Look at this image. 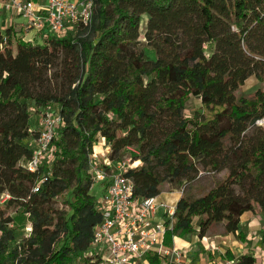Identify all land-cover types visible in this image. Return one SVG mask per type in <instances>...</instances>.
Wrapping results in <instances>:
<instances>
[{
    "label": "trees",
    "instance_id": "trees-1",
    "mask_svg": "<svg viewBox=\"0 0 264 264\" xmlns=\"http://www.w3.org/2000/svg\"><path fill=\"white\" fill-rule=\"evenodd\" d=\"M91 1L89 26L40 44L24 40L19 25L0 29V264L100 262L90 254L102 215L88 164L101 141L112 162L138 151L140 164L126 173L136 199L226 171L206 193L178 199L165 247L217 226L245 243L241 219L256 213L264 249V0ZM250 77L258 88L238 94ZM190 101L200 106L188 115ZM51 106L62 120L53 161L31 172L39 130L30 121ZM65 194L68 209L57 202ZM221 257L257 264L252 253ZM145 261L165 264L152 253Z\"/></svg>",
    "mask_w": 264,
    "mask_h": 264
},
{
    "label": "built area",
    "instance_id": "built-area-1",
    "mask_svg": "<svg viewBox=\"0 0 264 264\" xmlns=\"http://www.w3.org/2000/svg\"><path fill=\"white\" fill-rule=\"evenodd\" d=\"M0 7L6 14L7 27L19 25L24 40L35 42L48 35L66 34L80 25L89 26L94 5L91 0H0ZM14 17L23 23H14ZM31 33L33 36L29 37ZM61 122L59 112L52 106L42 113L35 153L25 164L29 171H35L44 161ZM137 162L140 164L119 162L117 169L111 171L107 159V170L97 173L96 180L102 188L97 199L102 219L93 230L90 254L100 257L98 264H147L148 253L157 254L165 264H183L185 251L175 244L171 248L163 244L165 224L171 221L172 227L175 205L160 201V195L146 199L133 196V182L126 173L137 167ZM8 198L4 195L1 202Z\"/></svg>",
    "mask_w": 264,
    "mask_h": 264
},
{
    "label": "rangeland",
    "instance_id": "rangeland-1",
    "mask_svg": "<svg viewBox=\"0 0 264 264\" xmlns=\"http://www.w3.org/2000/svg\"><path fill=\"white\" fill-rule=\"evenodd\" d=\"M46 0H38L39 3H44ZM2 10V9H1ZM3 12V11H2ZM0 22V29L3 31L6 28V21ZM13 21L17 24L23 23V20L19 17H14ZM146 30V19L143 18L141 22V32L144 33ZM36 35V34H35ZM33 34H29V37H32ZM141 41H145L144 35L140 36ZM39 44L42 43V39L38 38L36 40ZM205 53L210 54L212 50V45L206 43L204 46ZM147 55L150 59L155 58V52L151 47H146ZM259 84L254 77H250L246 80L243 87L238 91V94L252 95L254 91L258 88ZM200 106L199 101H190L186 106V114L190 115ZM53 111V109H52ZM39 116V115H38ZM36 117L41 122V116ZM35 117V116H34ZM264 119L260 121L257 125L262 126L264 129ZM40 124L38 125V129ZM105 143L101 141L100 144H95L93 154L90 156L88 173L91 175L93 180L92 194L99 196L101 193V185L96 180L98 172H103L107 170L105 166L107 161V151ZM52 151L46 154L44 162L49 165L53 161ZM138 155V151L135 148H127L123 152L121 159L118 162L110 161L111 171L116 170L119 162H128L134 161V156ZM139 164L138 162L136 163ZM108 172V171H107ZM226 171L220 173H215L211 171H202L198 178L191 183H184L171 188L164 183L161 186V196L160 201L169 204L175 205L178 199L183 194H190L193 196H200L206 193L210 188H212L215 183L224 178ZM68 194H65L57 199L60 207L68 209L64 202L67 199ZM162 214V211L159 212ZM262 217L259 214L248 213L243 216L240 223V230H242L247 239L245 243H240L236 240V237L232 234L224 235L222 228L217 226L212 229L207 237L199 238L197 232H194L192 235H187L181 238H174V244L180 250L185 251L186 255L183 259V264H230L222 260V255L224 252L229 249L235 256H238L243 253H252L254 256L258 257L262 264H264V255L259 247V232L262 225ZM29 222L25 223V232L29 233V230H26L29 227ZM180 239V240H179ZM176 240V241H175Z\"/></svg>",
    "mask_w": 264,
    "mask_h": 264
},
{
    "label": "crops",
    "instance_id": "crops-1",
    "mask_svg": "<svg viewBox=\"0 0 264 264\" xmlns=\"http://www.w3.org/2000/svg\"><path fill=\"white\" fill-rule=\"evenodd\" d=\"M2 19H4L5 21H6V14H4V12H2V10H1V7H0V22H2L3 20ZM15 23V22H14ZM6 27H7V24H6ZM5 29V28H4ZM52 108H55L56 109V107L55 106H52ZM37 116H35V117H33L32 119H31V121H30V124H31V129L32 130H39L38 129V125L40 124V121L36 118ZM39 117V116H38ZM98 144H100L101 145V142H99ZM161 196V195H160ZM177 203V202H176ZM176 205V204H175ZM248 214V213H247ZM260 234H261V230H260V232H259ZM260 234H259V238H260ZM176 241V240H175ZM260 247V246H259ZM260 249H261V251H262V254L264 255V249H262V247H260ZM244 254V253H243ZM240 255H242V254H240ZM240 255H238V256H240ZM237 256V257H238ZM185 257V256H184ZM256 257V256H255ZM257 258V264H262L261 263V261H260V259L258 258V257H256Z\"/></svg>",
    "mask_w": 264,
    "mask_h": 264
},
{
    "label": "bare ground",
    "instance_id": "bare-ground-1",
    "mask_svg": "<svg viewBox=\"0 0 264 264\" xmlns=\"http://www.w3.org/2000/svg\"><path fill=\"white\" fill-rule=\"evenodd\" d=\"M263 123H264V121H263ZM176 238V237H175ZM177 239V238H176ZM180 240V239H179Z\"/></svg>",
    "mask_w": 264,
    "mask_h": 264
}]
</instances>
